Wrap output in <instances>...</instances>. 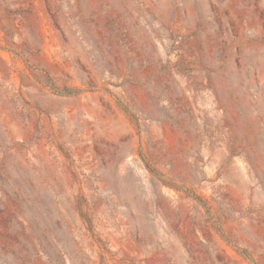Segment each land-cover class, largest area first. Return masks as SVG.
<instances>
[{
	"label": "rangeland",
	"instance_id": "374dc122",
	"mask_svg": "<svg viewBox=\"0 0 264 264\" xmlns=\"http://www.w3.org/2000/svg\"><path fill=\"white\" fill-rule=\"evenodd\" d=\"M0 264H264V0H0Z\"/></svg>",
	"mask_w": 264,
	"mask_h": 264
},
{
	"label": "trees",
	"instance_id": "16d2710c",
	"mask_svg": "<svg viewBox=\"0 0 264 264\" xmlns=\"http://www.w3.org/2000/svg\"><path fill=\"white\" fill-rule=\"evenodd\" d=\"M121 106L123 107L124 110H126V111L128 110L127 107H125L124 105H121ZM147 168H148L149 171L154 172V169L149 167V165H147Z\"/></svg>",
	"mask_w": 264,
	"mask_h": 264
}]
</instances>
